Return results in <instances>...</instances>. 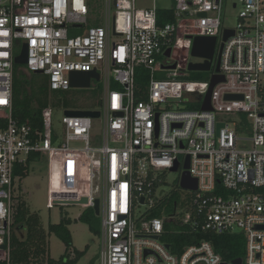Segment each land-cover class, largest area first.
Returning a JSON list of instances; mask_svg holds the SVG:
<instances>
[{
	"label": "built area",
	"instance_id": "1",
	"mask_svg": "<svg viewBox=\"0 0 264 264\" xmlns=\"http://www.w3.org/2000/svg\"><path fill=\"white\" fill-rule=\"evenodd\" d=\"M155 1L138 9L136 0H103L101 24L86 29L96 20L88 0H0V264H11L14 172L33 154L47 160L49 208L86 198L94 211L98 202L99 264H233L206 240L173 253L163 241L170 230L151 216L165 197L164 175L175 163L181 175L187 158L197 189L169 219L183 232L241 234V264H264V0H236L234 29L223 27L226 0H173L167 10ZM158 11L171 19L159 24ZM224 30L234 34L222 42ZM196 37L217 39L208 72L188 70L204 62L187 59ZM23 44L26 70L46 76L52 92L77 89L72 72L94 71L89 89L102 83L99 109L90 111L99 117L63 116L61 144L49 107L39 129L13 118L14 58ZM139 67L148 74L144 90L135 85ZM195 72L210 77L190 79ZM213 76L223 81L202 110Z\"/></svg>",
	"mask_w": 264,
	"mask_h": 264
},
{
	"label": "trees",
	"instance_id": "2",
	"mask_svg": "<svg viewBox=\"0 0 264 264\" xmlns=\"http://www.w3.org/2000/svg\"><path fill=\"white\" fill-rule=\"evenodd\" d=\"M89 7L90 1L88 0ZM171 13V12H170ZM165 11H158V21L162 24L166 18L171 19L170 14ZM90 24L97 26L96 20H90ZM95 24V25H94ZM23 66L14 65L13 77V96H12V114L14 120L21 124L28 122L32 128H41V111L49 107L52 109L53 103L50 101L48 83L45 86L37 87L36 92L32 88L28 89L24 82L25 73ZM203 78L202 74L192 75V78ZM148 74L143 68L136 69L135 85L138 90H144L147 84ZM56 93V92H55ZM137 101H143L145 98L137 94ZM99 109V108H98ZM86 110V111H97ZM40 158L39 155H30L29 162ZM27 167H18L15 169L14 178H25ZM17 199V198H16ZM15 199V202H16ZM179 204L175 193L166 195L158 207L151 213V216L162 218L164 220L165 230H170L171 234L163 238V241L171 244V251L178 253L187 245L195 244L198 241L206 240L210 242L216 254L227 262L232 263L235 260L243 261L244 258V238L237 233H203L191 232L189 229L183 232L175 221L169 219L174 213V208ZM78 221L85 224L91 234L99 233V221L92 209L85 210L78 218ZM72 221L69 218H62L57 224H48L45 230L42 226L40 217L32 213L25 201L15 203L14 225L16 231L25 230L24 237H18L17 232L12 233L11 237V264H77L84 257L87 249L77 251L73 249L72 237L69 227ZM55 235L65 246L63 255L58 260L50 258L48 253V237Z\"/></svg>",
	"mask_w": 264,
	"mask_h": 264
},
{
	"label": "rangeland",
	"instance_id": "3",
	"mask_svg": "<svg viewBox=\"0 0 264 264\" xmlns=\"http://www.w3.org/2000/svg\"><path fill=\"white\" fill-rule=\"evenodd\" d=\"M90 1V13L91 17L96 19L97 24H101L103 8V0H89ZM227 5L222 10L223 27L225 29H234L236 25L237 10L232 8V4L236 0H226ZM152 4V0H136V8L145 9L149 8ZM155 4L159 10L170 9L173 5V0H156ZM95 25V24H94ZM93 26L89 23L86 27ZM83 28V29H84ZM83 29H80L83 30ZM117 41V40H112ZM179 56H183L181 53ZM189 61H197L189 56ZM25 73L24 82L28 89L32 88L36 92L37 87L47 83V77L42 74L27 71L25 66L21 68ZM191 74V73H190ZM198 73H192L195 75ZM203 78H190L192 80H202L210 77V73H200ZM156 79H164L163 76L156 75ZM52 106V129L56 137L57 143L61 144L64 140V127L62 124V118L65 111H86L95 110L99 108V102L103 97L102 83L97 82L90 89H70L66 92H51L50 93ZM92 133L99 138L101 132L100 121H93ZM180 174L166 173L164 175V181L166 183L163 186V190L166 195L175 193L179 202V206L185 208L189 201L190 193L179 187ZM14 197L20 201H25L29 210L32 213H36L41 220L43 228L46 230L48 224H57L62 218H69L72 221V225L69 227V231L72 237L73 249L77 251H84L87 249L86 254L81 258L77 264H99L98 253L99 244L98 236L89 232L88 227L79 222V216L87 210L84 206L79 205H66L59 206L54 205L52 208L48 207V165L45 158H38L29 162L26 169V177L17 179L14 186ZM99 221V230L101 228V217L96 216ZM15 230L13 229V233ZM17 232L18 237H24L25 230L20 229ZM15 232V233H16ZM48 253L51 259L58 260L65 251L64 244L53 234L48 237Z\"/></svg>",
	"mask_w": 264,
	"mask_h": 264
},
{
	"label": "water",
	"instance_id": "4",
	"mask_svg": "<svg viewBox=\"0 0 264 264\" xmlns=\"http://www.w3.org/2000/svg\"><path fill=\"white\" fill-rule=\"evenodd\" d=\"M234 7V5H233ZM234 34L231 30H224L222 35V42H225L228 38L232 37ZM216 37H196L194 38L192 49H191V56L193 58H201L204 59L203 63H195L189 64L188 70L189 71H197V72H208L210 70L211 64L214 60V55L216 51ZM223 43L220 45V51L222 49ZM170 51L168 50L165 53L166 57H169ZM27 63V46L26 44L22 45L20 53L14 58V64L18 66H24ZM174 68V66H172ZM219 71V56L217 57L216 61V72ZM40 74V72H36ZM93 78L98 81V75L92 71L90 73H82V72H72L70 74V86L71 88L77 89H89L90 87V79ZM223 81V77L221 76H213L211 78L210 87L207 91L204 102L202 104V110H210V97L212 89L215 85ZM241 96L237 95H227V100H237L241 99ZM64 116L69 117H90V118H98V112H90V111H65ZM222 124H219L217 128H222ZM189 167V159L187 158L184 164V171L180 175L179 179V187L186 191H196L197 189V181L196 179L192 178L187 171ZM172 173L177 171V163L175 166L170 170ZM87 204V199L82 198L80 201H55L54 205L59 206H66V205H79L83 206ZM94 213L98 216V202L95 203ZM154 239H158V236H154ZM166 248H169V245H166ZM233 264H241V260L233 261Z\"/></svg>",
	"mask_w": 264,
	"mask_h": 264
}]
</instances>
